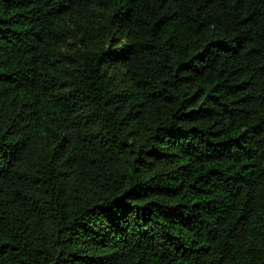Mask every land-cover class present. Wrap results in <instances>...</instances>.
<instances>
[{"label":"trees","instance_id":"obj_1","mask_svg":"<svg viewBox=\"0 0 264 264\" xmlns=\"http://www.w3.org/2000/svg\"><path fill=\"white\" fill-rule=\"evenodd\" d=\"M0 264H264V0H0Z\"/></svg>","mask_w":264,"mask_h":264}]
</instances>
